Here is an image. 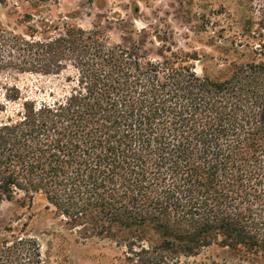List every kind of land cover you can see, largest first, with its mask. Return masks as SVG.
Wrapping results in <instances>:
<instances>
[{
	"label": "trees",
	"instance_id": "trees-1",
	"mask_svg": "<svg viewBox=\"0 0 264 264\" xmlns=\"http://www.w3.org/2000/svg\"><path fill=\"white\" fill-rule=\"evenodd\" d=\"M11 1L29 6L20 33L0 23V76H52L59 92L38 99L4 83L0 205L49 212L82 240L124 248L127 264H172L211 245L263 257L264 62L200 76L195 54L153 59L96 28L34 20V0L0 5ZM250 1L263 30L264 0ZM13 231L20 254L0 238V264L26 255L30 241Z\"/></svg>",
	"mask_w": 264,
	"mask_h": 264
},
{
	"label": "rangeland",
	"instance_id": "rangeland-1",
	"mask_svg": "<svg viewBox=\"0 0 264 264\" xmlns=\"http://www.w3.org/2000/svg\"><path fill=\"white\" fill-rule=\"evenodd\" d=\"M40 5L38 16L59 20L89 30L101 31L111 44L138 46L150 58L160 53L195 54L191 60L197 75L228 77L233 66L264 62V29L257 26L261 10L250 0H34ZM27 3L0 5V23L20 33ZM16 9V10H15ZM14 10L16 12H14ZM169 50V51H167ZM15 83L23 96L46 98L50 89L59 92L57 78L22 74L16 78L0 76V102L3 85ZM8 109L13 108L8 104ZM2 116V115H0ZM24 224V225H23ZM13 227L30 241L22 250V264L38 257L43 264H127L124 248L108 240H82L65 230L49 212L26 208L15 202L0 205V238L12 247V256L20 254ZM18 247V246H17ZM37 248L38 253H36ZM35 253L38 256H35ZM172 264H264L259 258L211 245L192 257H182Z\"/></svg>",
	"mask_w": 264,
	"mask_h": 264
}]
</instances>
